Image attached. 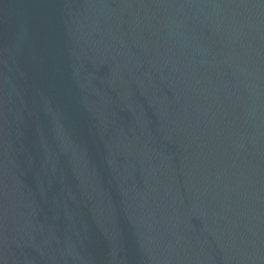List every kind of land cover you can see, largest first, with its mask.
<instances>
[{"label":"water","instance_id":"obj_1","mask_svg":"<svg viewBox=\"0 0 264 264\" xmlns=\"http://www.w3.org/2000/svg\"><path fill=\"white\" fill-rule=\"evenodd\" d=\"M0 264H264V0H0Z\"/></svg>","mask_w":264,"mask_h":264}]
</instances>
